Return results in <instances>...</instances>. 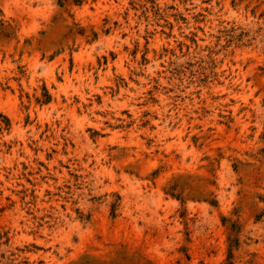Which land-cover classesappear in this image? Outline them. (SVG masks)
Segmentation results:
<instances>
[{
    "label": "rangeland",
    "instance_id": "rangeland-1",
    "mask_svg": "<svg viewBox=\"0 0 264 264\" xmlns=\"http://www.w3.org/2000/svg\"><path fill=\"white\" fill-rule=\"evenodd\" d=\"M0 264H264V0H0Z\"/></svg>",
    "mask_w": 264,
    "mask_h": 264
}]
</instances>
